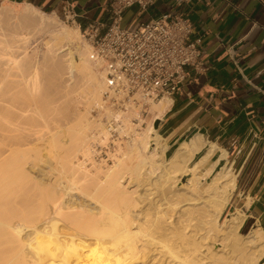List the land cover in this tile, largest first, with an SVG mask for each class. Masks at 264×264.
<instances>
[{"label": "bare ground", "instance_id": "6f19581e", "mask_svg": "<svg viewBox=\"0 0 264 264\" xmlns=\"http://www.w3.org/2000/svg\"><path fill=\"white\" fill-rule=\"evenodd\" d=\"M42 35L47 41L32 46ZM81 38L56 13L0 5V264H264L261 230L241 236L240 217L220 222L236 186L231 166L200 175L205 159L192 163L200 150L195 140L167 155L153 122L171 107L170 98L150 106L156 117L113 165L80 161L92 139L87 116L102 109L104 88ZM33 111L59 125L34 138L35 131L20 125ZM41 150L54 168L35 164ZM30 178L40 190L38 210L22 211L19 189ZM165 190L170 197L159 199ZM219 241L228 254L214 251Z\"/></svg>", "mask_w": 264, "mask_h": 264}, {"label": "crops", "instance_id": "0c3cea01", "mask_svg": "<svg viewBox=\"0 0 264 264\" xmlns=\"http://www.w3.org/2000/svg\"><path fill=\"white\" fill-rule=\"evenodd\" d=\"M113 1L0 0V4L31 5L50 14L61 13L68 2L80 22H92L101 20ZM164 13L185 14L203 35L200 67L170 98L171 107L157 121L169 146L167 155L195 140L200 150L192 163L205 159L200 175L214 167L216 175L230 165L236 186L221 220L240 217L241 236L264 233V0H153L147 9L126 10L123 26Z\"/></svg>", "mask_w": 264, "mask_h": 264}, {"label": "built area", "instance_id": "2783aa9c", "mask_svg": "<svg viewBox=\"0 0 264 264\" xmlns=\"http://www.w3.org/2000/svg\"><path fill=\"white\" fill-rule=\"evenodd\" d=\"M152 4L153 0H114L103 18L92 22H80L68 2L62 6L63 20L77 26L90 47L91 61L104 75L102 109L94 111L104 129L93 132L87 157L80 161L102 167L113 164L120 150L147 128L150 106L173 97L200 67L203 35L185 14L164 13L123 26L126 10Z\"/></svg>", "mask_w": 264, "mask_h": 264}, {"label": "rangeland", "instance_id": "374dc122", "mask_svg": "<svg viewBox=\"0 0 264 264\" xmlns=\"http://www.w3.org/2000/svg\"><path fill=\"white\" fill-rule=\"evenodd\" d=\"M1 5V4H0ZM50 14H52V13H50ZM57 14V16H58V18H59V21L61 22V23H63V25L65 24V26H67V27H69L70 29H72V30H78L79 31V29L77 28V26H74V25H72V24H68V23H66L64 20H63V18H62V14L61 13H56ZM42 37V38H41ZM40 37V39H39V43H33L32 44V46H36L37 44L38 45H42V43H43V40L44 41H47V36L46 35H42ZM45 37V38H44ZM82 39V38H81ZM42 41V43L40 44V42ZM82 41H83V43H85V41L82 39ZM86 44V43H85ZM32 46H31V48L30 49H33L32 48ZM78 59V58H77ZM79 103H77L76 105H78ZM78 107V108H77ZM76 107V109H79V111H81L82 113H84V112H86L85 110H86V108H85V106L83 107V105L81 104H79L78 106ZM97 108H95V109H93V110H91V113L87 116V119H88V121L90 122V124H91V131H90V136H92V134H93V132L96 130V129H98V127H99V124L97 125L96 123H97V120H96V116H95V113H94V111L96 110ZM99 110H101V109H99ZM42 113H43V109H42V111H41ZM32 113V112H31ZM28 114V113H27ZM37 114V113H35L34 111H33V113L30 115L29 114V117L27 116V115H25V113H23V115H25V116H27V117H23V119L21 118V126H22V128H23V125H24V129H25V131L27 130V128L30 130H33L32 132H34L35 131V136H34V138L36 137V136H38L39 138H41V137H43L46 133L45 132H47V128L49 127L50 129H53L56 125H59V124H56V123H59V122H57V120H53V121H50L49 123H47V122H45L46 121V119L44 118L45 116H43V115H47L46 114V112H44V114L42 115H35ZM22 115V114H21ZM22 115V116H23ZM21 116V117H22ZM31 116V117H30ZM43 116V120H41V118L40 117H42ZM156 116H155V114L153 113V112H151V116L149 117V120H151L150 122H152L153 120H154V118H155ZM31 118V119H30ZM68 118H70V117H67V119ZM25 120V121H24ZM29 120V121H28ZM33 120V121H32ZM41 120V121H40ZM94 120H96V122L94 121ZM148 120V121H149ZM27 121V122H26ZM28 122H30V123H28ZM55 122V123H54ZM149 122V123H150ZM27 123L29 124V125H27ZM34 123V124H33ZM45 123V124H44ZM93 123V124H92ZM148 123V122H147ZM32 124V125H31ZM19 125V126H20ZM31 125V126H30ZM42 125H44V126H42ZM47 125V126H46ZM93 125H95V126H93ZM96 125H97V127H96ZM101 125V124H100ZM26 126V127H25ZM46 126V127H45ZM96 129H95V128ZM21 128V127H20ZM145 128V127H144ZM23 130V129H22ZM36 132L37 133H39V134H37L36 135ZM14 133V132H13ZM11 133V134H9L11 137H13V138H15V137H20V134L19 133ZM23 136H25L24 134L23 135H21V137H23ZM38 137L36 138V139H38ZM33 138V137H32ZM33 138V139H34ZM31 140V139H30ZM30 140H28V141H30ZM33 141L31 140V143H32ZM35 142V141H34ZM40 141H38V140H36V142L35 143H33V144H36V143H39ZM39 145V144H38ZM89 147V146H88ZM127 148V147H126ZM125 148V151H127V149ZM46 150H41V151H39V152H37V156H38V158H39V160H34L33 159V161H35V164L37 165V166H40L41 164L42 165H44V166H46V167H53L54 168V164L52 165L50 162H51V159H50V157H49V155H47L46 154ZM43 154H44V157H43ZM47 156V157H46ZM79 159H80V157H79ZM32 160V159H31ZM40 161V162H39ZM53 161H56V160H54L53 159ZM126 162H127V164H129V166L131 165H134L135 164V162H136V159L134 158V157H128V158H126ZM111 165H113V164H111ZM111 165H109V166H111ZM109 166H106V168L107 167H109ZM101 168H105V167H102V166H100ZM81 177V176H80ZM187 180V177H185V179H184V181H186ZM33 181H35V180H31V178H30V181H24L23 182V184H21V185H23V187L20 185V188H22L21 190L19 189V197H22V201L20 200V202H22L21 204V206H22V208H21V210L24 208V210H22V211H33V210H38V203H39V201H38V199H40V190H39V187L37 186V183H35V182H33ZM31 182H32V184H31ZM25 183H26V185H25ZM31 185H36V187L38 188H34L33 186H31ZM31 186H29V185ZM25 185V186H24ZM27 186H29L28 188H27ZM27 188V189H26ZM31 188H33L34 190L31 192L30 190H31ZM35 189H36V191H35ZM24 190V192H22ZM28 190V191H27ZM35 191V192H34ZM27 192V193H26ZM34 192V193H33ZM25 193V194H24ZM22 194H24V197H25V195L27 194V196H28V194H30V195H33V196H31V198L29 199L27 196V198L25 199V198H23V196H22ZM170 194H171V191L170 190H165L164 191V195H161V196H159L158 198L159 199H163L165 196H167V197H170ZM38 196V197H37ZM158 198H157V200H158ZM20 199V198H19ZM33 199H35V200H33ZM29 200V201H28ZM33 200V201H32ZM19 201V200H18ZM32 201V202H31ZM38 201V202H37ZM20 202H19V204H20ZM28 204H27V203ZM34 202H35V205H34ZM25 203V204H24ZM29 203H33V204H30V206H28L29 205ZM37 203V204H36ZM26 204H27V206L29 207V208H27L26 207ZM34 205V206H33ZM19 207V206H18ZM25 208L27 209V210H25ZM31 208V209H30ZM35 208V209H34ZM227 211H225L224 212V216H226L227 215ZM225 219H223V220H221L220 219V222L221 221H224ZM59 226H61V229H63V227H62V225H61V223L59 224ZM63 232H65L66 230L65 229H63L62 230ZM26 233H28V232H26ZM202 234V233H201ZM23 235H24V233H23ZM217 244L214 246V251L215 252H219V253H221V254H223V250H225L224 248H222V242H216ZM219 243H222V244H219ZM217 248V249H216ZM219 250V251H218ZM222 251V252H221ZM228 250H226V253L228 254V252H227ZM226 253L224 252V254L223 255H226Z\"/></svg>", "mask_w": 264, "mask_h": 264}, {"label": "water", "instance_id": "95a60500", "mask_svg": "<svg viewBox=\"0 0 264 264\" xmlns=\"http://www.w3.org/2000/svg\"><path fill=\"white\" fill-rule=\"evenodd\" d=\"M158 125H159V123H158V122H156V125H155V126L157 127Z\"/></svg>", "mask_w": 264, "mask_h": 264}]
</instances>
